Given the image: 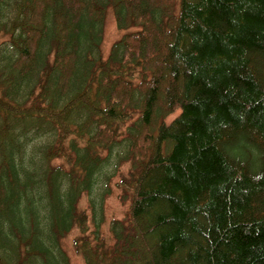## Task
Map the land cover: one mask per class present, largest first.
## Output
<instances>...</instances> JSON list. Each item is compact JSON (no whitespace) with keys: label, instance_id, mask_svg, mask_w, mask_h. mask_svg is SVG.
Segmentation results:
<instances>
[{"label":"trees","instance_id":"16d2710c","mask_svg":"<svg viewBox=\"0 0 264 264\" xmlns=\"http://www.w3.org/2000/svg\"><path fill=\"white\" fill-rule=\"evenodd\" d=\"M4 37L0 264L76 227L85 264H264V0H0ZM122 144L107 239L80 202Z\"/></svg>","mask_w":264,"mask_h":264},{"label":"rangeland","instance_id":"374dc122","mask_svg":"<svg viewBox=\"0 0 264 264\" xmlns=\"http://www.w3.org/2000/svg\"><path fill=\"white\" fill-rule=\"evenodd\" d=\"M135 27L120 29L118 27L116 17L112 8L107 11L104 22V40L102 44V52L106 57L115 41L120 39L126 32L135 30ZM4 38H0L2 41ZM178 114H172L168 120L173 119ZM114 150L109 160V164L105 167L102 174L99 175L97 184L91 194H86L80 202V209L85 210L89 217L90 234L98 231L101 236L107 239L111 234V225L114 219L123 218L129 209L130 200L123 201L121 195L124 193L119 187V180L127 175L130 168L129 161H120L125 153L124 144ZM83 234L80 227H76L68 234L63 242L64 248L67 250L71 264H85V259L78 246L75 245L76 239Z\"/></svg>","mask_w":264,"mask_h":264}]
</instances>
